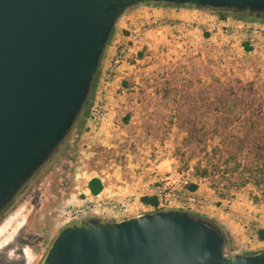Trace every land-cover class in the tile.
<instances>
[{
    "label": "rangeland",
    "instance_id": "1",
    "mask_svg": "<svg viewBox=\"0 0 264 264\" xmlns=\"http://www.w3.org/2000/svg\"><path fill=\"white\" fill-rule=\"evenodd\" d=\"M169 6L173 11L162 13L173 19L160 32L153 29V9L149 7L133 8L131 11L137 12L127 18V25L124 14L119 18L97 73L99 79L113 54L110 50L120 49L123 77L111 80L102 90L110 121L96 124L90 119L91 99L99 91L95 87L86 114L80 116L58 152L27 184L16 205L1 215L0 264H39L62 228L55 226V215L68 204L80 203L87 195L89 177L105 174L106 170L114 179L106 183L127 186L133 191L123 195L134 197L151 194L160 184L159 178L170 172L185 175L189 180L187 190L210 191L214 204L233 212L249 237L255 235L258 227L236 204H257L264 213L262 153L254 147L245 149L241 155L246 161L239 162L228 157L224 149L209 147L190 159L181 139L187 134L185 128L196 125V133L202 136L208 131L209 120L223 121L228 115L233 122L227 141L238 135L256 136L258 131L264 135L263 125L258 129L253 126L258 121L264 124V36L251 40L240 34L225 35L223 17L216 10ZM177 15L195 22L197 31H178L173 26L175 18L180 17ZM229 17L227 22L264 19ZM136 29L142 34L138 46L133 45ZM224 71L233 78L231 85L239 95L222 94V88L229 86L224 83L228 81ZM238 79L254 82L255 92L250 97L241 95ZM123 80L127 86L122 85ZM224 102L230 106L226 114ZM205 169L207 173H203ZM192 184L197 188L192 189ZM144 205L143 211L153 210ZM192 211L202 214L201 207ZM239 213L247 226L238 221Z\"/></svg>",
    "mask_w": 264,
    "mask_h": 264
},
{
    "label": "water",
    "instance_id": "2",
    "mask_svg": "<svg viewBox=\"0 0 264 264\" xmlns=\"http://www.w3.org/2000/svg\"><path fill=\"white\" fill-rule=\"evenodd\" d=\"M140 4L264 14V0H0V217L58 152L90 98L121 15ZM214 220L179 207L63 226L39 264H264L224 251Z\"/></svg>",
    "mask_w": 264,
    "mask_h": 264
},
{
    "label": "built area",
    "instance_id": "3",
    "mask_svg": "<svg viewBox=\"0 0 264 264\" xmlns=\"http://www.w3.org/2000/svg\"><path fill=\"white\" fill-rule=\"evenodd\" d=\"M168 18L156 16L151 20L153 29L161 31L163 27L168 24ZM178 31L182 29L197 31L195 22L185 19H176L174 25ZM222 31L225 35L240 34L249 37V39L264 36V22H243V21H229L224 24ZM141 32L138 31L137 35ZM198 37L197 34H194ZM123 60L121 50L113 51L109 63L107 64L102 75L98 79L97 88L98 93L91 99V114L90 119L96 124H104L110 121L109 113L107 112V103L103 95V87L106 83L114 80L117 77L118 66ZM160 184L157 185L150 195L156 196L158 203L157 209L179 207L188 210L202 206L205 202L201 196L196 192L187 190L185 186L189 183L185 175H175L170 172L169 176L160 177ZM242 203V202H241ZM145 208L141 206L136 198L132 195H101L98 194L94 198H87L83 203L68 204L60 209L54 217L56 227H63L70 222L93 215L106 217L111 213L115 217L125 218L134 214L135 212H143ZM237 219L241 225L247 226V220L241 213L237 214Z\"/></svg>",
    "mask_w": 264,
    "mask_h": 264
},
{
    "label": "trees",
    "instance_id": "4",
    "mask_svg": "<svg viewBox=\"0 0 264 264\" xmlns=\"http://www.w3.org/2000/svg\"><path fill=\"white\" fill-rule=\"evenodd\" d=\"M216 12L219 13L221 17H225L228 14H230V13L221 12V11H217V10H216ZM232 14H234L236 16H240V15H242V16H253L254 15V14H244V13H241V14L232 13ZM259 15L264 16V14H259ZM112 33H113V31H112ZM111 36H112V34H111ZM246 46H247V49H251V47L248 44H246ZM223 76L228 79L227 82H224L225 85H229V86L228 87L225 86L222 88V94L224 96H227V95L229 96V95H231V93H233V95H239V91L238 90L235 91L234 87H232V85H231V84H233L232 83L233 78L231 77V75H228V73L224 71ZM236 82H239L242 85V86H240L242 96L250 97L251 93L255 92L254 82H252L250 80L243 82L241 79H238ZM97 83H98V74H97V76L93 82L92 90L97 86ZM122 85L127 86L128 85L127 81L123 80ZM90 103H91L90 100H88L86 102L81 115L86 114L88 106ZM228 107H230L229 104L224 102L223 113L226 114V112L229 111ZM232 122H233V119H231V117L229 115L226 116L225 120H223V121L217 119L214 122H211L209 120L207 123L208 131L205 135H202V136H199L196 133V130L198 129L196 125L189 127V129L185 128L186 129L185 131H187V134L183 136V138L181 139V143L183 144V146H185L189 149L190 159L195 158V157H199L201 155V153H203L204 151H208L209 147H212L213 150L224 149L225 152H227L228 157L234 158L239 162H245L246 158H244L242 156L243 153H245V152H243V150L248 149V148L251 149L252 147H254V148H256L257 153H262L260 161L264 162V135H261L260 131H258L259 134H257L256 136L249 137L247 134H244L242 136L238 135L235 137V140H228L227 141L228 131L230 129H232V126H230V124ZM262 125L264 126L263 122L258 121L253 126H256L258 129V127L262 126ZM234 147H237V148L235 149ZM203 173H207L206 169L203 171ZM27 186L10 203V205L7 207V209L3 212L2 216L4 214H6L11 208H13L16 205V203L20 199L21 195L26 191ZM88 188L92 194H98L103 190L104 183L99 176H93L88 181ZM191 188L196 189L197 186L195 184H192ZM140 200L144 204L152 206L153 209H157L158 200H157L156 196L150 195V194H144L140 197ZM199 215H202V214H199ZM225 232L227 233V239H226L224 251L227 253H230L235 248V242H234L233 237L231 235H229V233L226 230H225ZM256 232H257L258 238L260 240H264V228L258 227L256 229Z\"/></svg>",
    "mask_w": 264,
    "mask_h": 264
},
{
    "label": "crops",
    "instance_id": "5",
    "mask_svg": "<svg viewBox=\"0 0 264 264\" xmlns=\"http://www.w3.org/2000/svg\"><path fill=\"white\" fill-rule=\"evenodd\" d=\"M140 5H141V7H149L150 9H153L152 12L150 13V14H153L152 18L156 17V16H160V17H167L168 19H173L170 16H168L169 14H167V16H165L166 14L164 15L162 13V12L171 13L173 11L171 6H169V5L168 6H165V5H162V4H140ZM140 5L132 6V7H130L128 10H126L123 13L124 16L126 17V21L124 23L125 25H127L129 23V22H127V18H130L131 16H134L135 13L137 12L136 10L135 11H131V10L133 8L135 9V7L138 10V6H140ZM176 6H179V5H175V7ZM180 7H187V6H180ZM141 10L145 11L144 8H142ZM128 13L130 15L127 17L126 14H128ZM231 15L232 14H228L227 16L223 17L221 19L222 20L221 24H224L228 20H230L229 16H231ZM254 15H255V17H254ZM254 15L253 16H249L248 18H256L257 16H259V18H261V19L264 18V16H261L259 14H254ZM177 16H180V17H177L175 19L183 18V17H181L183 15H177ZM152 18H151V20H152ZM260 22H264V19L260 20ZM134 31H135V33H134V36H133L134 37L133 45L138 46L139 41H140V38H138V37L141 36L142 34L137 35V32L139 31L138 29H136ZM108 50H109V47H108ZM110 51L113 53L114 48H112ZM110 58L108 59V61L106 63V66L109 63ZM121 73H123V68L121 67V65H119L118 66L117 77L114 79L113 82H116L121 77H123ZM110 84H111L110 82L106 83L104 86H102L103 89H106V86L110 85ZM93 176H99L101 178V180L103 181V183H104L103 190L100 193H98V194H101V195H106V194H109V195H123V193L126 192V191H128V192H132L133 191V190L129 189V187H127V186L123 187V185H118L116 183H110L109 181H108V183H106L105 180H114L113 178L110 177L109 170H106L105 174H99V173L93 174V175H91L89 177V179L91 177H93ZM194 192H196L199 196H201L203 198L204 202H205L202 206H200L202 215L206 216V217L214 220L218 224H220L229 233V235H231L233 237L234 242H235V248H234L233 251L254 252V251H257V250H260V249H264V240H260L258 238L256 230L254 231L255 235L249 237L246 234L245 229L243 227H241L235 221L233 212L226 211L222 206L214 204V202H213L214 200H213V197H212V194H211L210 191H206V192L203 191V193H200L201 190L197 189V190H194ZM86 194L87 195H86L85 198H81L80 199V203L81 202L83 203L87 198H94V197H96V195H98V194H92L88 187H87ZM135 198H136V200L138 201V203L141 206H143L144 208L146 207L144 205V203L140 200V197L137 196ZM236 205H237L236 206L237 209H241V210L245 211L246 215L248 216L249 219H251V222H252V224L254 226L263 227L264 228V213L260 212L261 210H260V208L258 207L257 204H253L252 205V204L244 201L243 204H241V205L240 204H236ZM147 206H149V205H147ZM138 213H140V212L137 211L134 214H138ZM134 214H132V215H134ZM105 218L122 219V218L113 216L111 213H108V215ZM239 246L240 247H245L246 249H239ZM248 246H249V249H247Z\"/></svg>",
    "mask_w": 264,
    "mask_h": 264
}]
</instances>
